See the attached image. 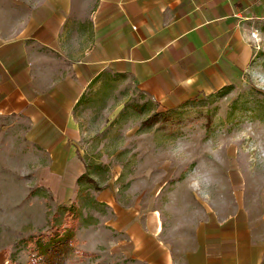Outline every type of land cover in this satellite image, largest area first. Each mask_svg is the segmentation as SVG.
Listing matches in <instances>:
<instances>
[{
  "label": "crops",
  "instance_id": "crops-1",
  "mask_svg": "<svg viewBox=\"0 0 264 264\" xmlns=\"http://www.w3.org/2000/svg\"><path fill=\"white\" fill-rule=\"evenodd\" d=\"M263 34L264 0H0V141H22L39 181L70 192L81 104L100 81L121 76L172 109L240 82ZM178 189L130 214L122 243L141 264H264V196L206 211Z\"/></svg>",
  "mask_w": 264,
  "mask_h": 264
},
{
  "label": "rangeland",
  "instance_id": "rangeland-1",
  "mask_svg": "<svg viewBox=\"0 0 264 264\" xmlns=\"http://www.w3.org/2000/svg\"><path fill=\"white\" fill-rule=\"evenodd\" d=\"M103 84L81 104L83 173L70 192L39 181L22 141H0V264H30L32 237L71 229L62 264H141L122 243L130 214L166 206L179 185L206 211L264 196V34L240 82L172 109L121 76Z\"/></svg>",
  "mask_w": 264,
  "mask_h": 264
},
{
  "label": "trees",
  "instance_id": "trees-1",
  "mask_svg": "<svg viewBox=\"0 0 264 264\" xmlns=\"http://www.w3.org/2000/svg\"><path fill=\"white\" fill-rule=\"evenodd\" d=\"M73 230L64 236L41 234L32 237L34 244L30 264H62L72 249Z\"/></svg>",
  "mask_w": 264,
  "mask_h": 264
}]
</instances>
